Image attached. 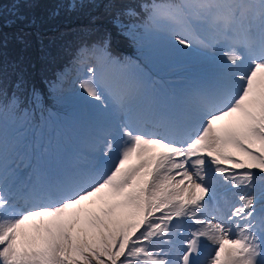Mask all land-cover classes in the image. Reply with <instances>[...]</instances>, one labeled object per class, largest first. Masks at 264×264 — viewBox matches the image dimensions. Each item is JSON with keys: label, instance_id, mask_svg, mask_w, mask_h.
Segmentation results:
<instances>
[{"label": "snow or ice", "instance_id": "snow-or-ice-1", "mask_svg": "<svg viewBox=\"0 0 264 264\" xmlns=\"http://www.w3.org/2000/svg\"><path fill=\"white\" fill-rule=\"evenodd\" d=\"M14 2L5 23L22 26L16 40L27 47L36 22L19 4L30 0ZM121 3L73 0L70 8L102 7L136 38L138 13ZM139 7L148 31L167 26L173 47L195 49L210 64L209 81L145 131L133 92L105 73L117 63L106 34L94 46L99 67H88L79 85L102 125L80 166L23 180L15 146L0 132V264H264V0ZM25 83L21 71L14 87ZM217 175L238 190L227 210L217 201Z\"/></svg>", "mask_w": 264, "mask_h": 264}, {"label": "trees", "instance_id": "trees-1", "mask_svg": "<svg viewBox=\"0 0 264 264\" xmlns=\"http://www.w3.org/2000/svg\"><path fill=\"white\" fill-rule=\"evenodd\" d=\"M72 2L73 0H30L28 4L21 2L19 11L36 22L29 29L33 40L28 36V45L25 47L16 40V35L22 26H8L5 23L13 18L12 14L17 10L16 3L14 0H0V67L10 68L3 76L2 83H0V88H6L7 93L6 96H0V118L4 119L3 125L6 132L3 134L17 149H21L29 160L30 155L37 159V155L30 153L31 143H34L38 148L40 141L44 146L52 139H55V144L51 145L50 148L57 147V150H60L57 137L71 136L75 142L80 141L79 135L77 133L72 134L69 131L71 129H68L65 124L50 122V112L55 111V102L52 98L63 89L65 82L69 80L71 71L75 68L76 62L80 61L78 53L83 49H93L99 41L82 40V37L75 40L72 37H68L66 40L54 44V36L60 27H63L66 31L71 26L92 28L90 19L93 16H99L100 18V12L104 11V9L102 7L93 8L91 5L72 9L70 8ZM159 2L166 3L169 1L122 0L121 7L131 5L138 13V16L132 21L135 25L136 38L120 33L113 26L111 17L106 13L105 19L100 18V25L104 29L102 32L114 34L111 36L109 55L116 58L122 67H129L144 74L147 82L153 74H158L159 65H157L156 59H149L150 63H148L149 67H147L145 61L137 58V55L144 53L143 48L147 44L143 27L151 26L148 19V11L146 9L142 10L139 6L152 3L158 4ZM5 41L6 44L3 43ZM112 41H115L116 44L113 45ZM43 47L52 53L50 55L46 53L47 59H50L51 62L55 61L58 66L50 70L51 74L44 76L41 85H36L31 80L30 75L39 63L46 61L44 59L46 50ZM21 71L26 83L21 88L16 89L14 85L18 78V73ZM33 89H35L37 94L35 101L32 95ZM13 94L15 95L14 105L10 103L13 99ZM2 129L0 127V132ZM54 156L55 153L51 154V158ZM87 158L82 151L74 148L69 155L68 165L61 166L62 159L58 158L55 161L54 159L40 156L39 160L42 162L41 170L44 173L49 172L52 175L50 178H54L63 167L73 169L80 166ZM49 161L52 164L50 170L47 168Z\"/></svg>", "mask_w": 264, "mask_h": 264}, {"label": "rangeland", "instance_id": "rangeland-1", "mask_svg": "<svg viewBox=\"0 0 264 264\" xmlns=\"http://www.w3.org/2000/svg\"><path fill=\"white\" fill-rule=\"evenodd\" d=\"M197 2H201V0H170L169 2H159L158 4ZM105 16V12L101 11L100 18L105 19ZM100 18L97 20L96 25L91 26L92 28L71 26L69 30L66 31L63 27H60L57 34L54 36V44L66 40L68 37H72L75 40L82 37V40L100 41V39L106 35V33L102 32L104 29L100 25ZM149 29H151V26H146L144 28V37L147 40V44L145 48H143L144 53L138 55V59L143 60L145 57H147V59H152L154 57L159 60V64L164 72V77L170 85L176 84L172 89L174 92V96L172 98L169 97L167 92L161 88L159 82H154L156 84L149 85L148 82H146L144 74L129 67H122L115 59L113 60L117 63L108 65L105 68L106 75L109 76L118 87L129 90L135 95L136 101L133 111L137 113L138 123L145 131H151L156 122L163 116L181 109L188 97L191 96L197 89L203 87L209 81L211 76L210 64L203 58L195 55V49L190 50L179 45L173 47L171 32L167 26L161 28L160 30L152 29L151 31H148ZM109 34H111V36L114 35L112 33ZM30 39L33 40L32 36H30ZM112 44L115 45L116 42L112 41ZM43 48L46 50L44 57L46 61L44 63H39L34 72L30 75L31 80L36 85H41L43 83L44 76L51 74L50 70L58 66L55 61L51 62L50 59H47L46 53L48 55L52 53L45 47ZM176 48H179L180 50L177 51ZM81 51L87 55H92V57H83L81 59L88 62L86 65L76 63V70L75 73L72 74L70 84L64 90L62 89L61 93L52 98L55 102V111L50 112V122L56 124L58 122H66L69 128H75L82 141L76 145L78 147H83L86 153L90 156L94 151L96 139L101 132L102 125L97 120L94 110L91 108V105L95 104L96 101L88 98V102L85 103L86 94L79 85L81 81L88 77V67H99L100 53L95 51V49L89 53L87 49H83ZM186 63L187 66L183 67L182 65ZM0 68H6V73L10 69L7 67ZM159 90H161V92H159ZM2 122H4V119L0 118L1 127H3ZM53 144H55V139H52L44 146L40 141L38 148L34 143H31L30 153L37 156L40 154L51 155L53 153H59L57 147L50 148ZM60 144H62L61 141ZM61 146H63V144ZM15 150V167L24 173L30 164L24 165V155L22 150L17 149L16 146ZM223 167L229 169L231 168L230 165H224ZM66 171H68V169L62 170L61 173ZM234 171L239 172L242 170ZM29 175L25 172V180L30 178ZM37 175L45 176V173H38ZM216 179L219 181V185L217 187V201L221 207L227 210L225 201H228L229 203H236L237 197L233 195V193L238 190H232L229 185L225 184L223 177L217 175ZM211 251V248L207 249L204 252V255L207 256L211 253Z\"/></svg>", "mask_w": 264, "mask_h": 264}]
</instances>
